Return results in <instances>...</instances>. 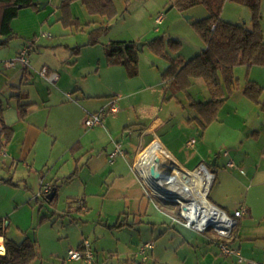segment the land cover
Instances as JSON below:
<instances>
[{"label": "rangeland", "instance_id": "1", "mask_svg": "<svg viewBox=\"0 0 264 264\" xmlns=\"http://www.w3.org/2000/svg\"><path fill=\"white\" fill-rule=\"evenodd\" d=\"M113 3L116 15L112 18L90 15L82 3H79V8L76 11L79 13L80 10L79 17L85 24L82 30L65 27L59 21L60 12L51 21L55 27L53 31L49 30L51 35L68 32L81 45L78 46L79 54L72 53V51L67 53L72 55V64L76 68L68 69L66 78L70 90H64V92L65 95H73L70 102L65 100L66 104H81L85 110L74 107L65 109H61L59 106L54 107V120L61 122L56 129L60 138L55 146L53 157H62L67 153V148L73 141L71 131H75L77 135H83L90 131L85 126V121L94 113L92 112L94 108L98 113L102 110L108 113L104 121L106 130H110V124L118 125V127L124 124L132 128V135L128 138H126L127 131L123 129L117 131V139L121 144L133 141L132 143L136 146L142 145L139 131L144 127H149L156 118H160L162 127L158 128L157 135L164 148L178 163H184L185 159L190 158L192 162H195L199 157L196 149L187 147V142L192 139L199 141V144L204 146L202 152L208 153L212 149L211 159L199 160L205 161L208 170L212 168L217 157H222L226 153L233 156L238 155L247 144L245 135L248 131V121L255 119L253 115L248 116L247 108L239 106H257L244 97L240 90L230 96L224 108L218 113L217 122L219 123L208 128L205 135H203L205 129L202 128L198 120L199 115L190 107L186 93L180 92L172 99L164 100L173 96L172 91L168 90V81L166 82L163 78L171 64V59L168 57L189 61L201 54L207 47L195 28L196 22L208 16L206 8L195 7L185 14L172 7V0H113ZM225 6L226 3L222 12L223 20L235 24H245L246 22L247 26H251L252 13L248 7L230 3L225 11ZM160 15H162L163 21L161 24H157L156 20ZM186 16L191 19L188 20ZM156 39L163 42L162 55L151 49V43ZM111 41L135 42L137 48L139 45L141 46L142 50L138 52L137 75L131 77L123 66L108 64L106 48ZM88 42H93V44L83 46ZM19 66L21 65L19 64ZM0 71L3 70L0 68ZM235 74L236 78L240 79V83L244 85L246 81L245 68L237 67ZM47 88L54 90L50 85ZM81 91L93 98L86 99ZM189 93L197 101L207 102L211 99L209 88L203 79H194ZM4 100V94L0 93V102ZM114 102L119 109L118 113L111 112ZM98 143L100 145L107 144V138L102 135ZM0 151L6 152V156L0 163V217L9 224L4 234L8 239L17 243L22 242L25 238L36 241L39 256L33 264H78L67 261L69 249L66 250V254L64 252V255L60 254V249L63 251L67 243L76 240L75 233H78L79 239L89 240L96 247L118 248L122 253L126 248H130L137 252L136 246L130 242V238L125 233L115 231L117 240H113L114 238H111V235L99 226L93 225V229L91 230L90 227L89 231L84 229L83 222L72 221L70 217L63 215L62 208L65 207L63 200H60L57 205H53L42 197L37 198L40 193V178L37 173L38 169L34 165L42 163V160L49 156L50 148H46L45 152L38 155L37 164H34L32 159L29 160L28 164L30 167L33 166L32 169L24 166L23 161L19 159L15 165L12 163L13 161L6 160L8 150L6 147H2L1 142ZM51 168L52 166L40 168L42 170L40 177L46 176ZM200 169L198 168V170ZM66 170L67 168H64V171ZM145 183L147 182L145 181ZM147 187L155 200L152 207L153 218L155 217L159 221L155 238L149 241L160 248L172 249L179 255V234L184 233L186 236L190 234L189 230L187 231L179 225V221L183 224L187 223L182 214L183 206L177 200L159 199L148 185ZM41 192L44 191L41 190ZM208 200L212 202L210 196ZM75 209L73 208L74 211H76ZM76 214L78 218L84 216L77 212ZM216 227L214 224L210 225L206 232H199L200 234L197 233L195 237L214 241L224 240ZM72 229L74 236L69 234L70 237L67 238V231ZM80 229L85 230L84 236ZM196 238H189L192 242L191 245L185 244L183 247V250H187L186 252L190 254L189 264H197L194 255L197 247ZM140 248L141 246L139 250ZM214 249L220 253L217 244ZM150 251V249L146 251V256L149 257L148 261H143V257L136 259L130 256V264H156ZM105 255L106 260L104 263L101 260L100 264H113L114 260H116L115 264L124 263L125 257L119 256L116 252L113 254L106 252ZM120 259H123L122 262ZM232 261L237 263L236 259L230 260L233 264Z\"/></svg>", "mask_w": 264, "mask_h": 264}, {"label": "crops", "instance_id": "2", "mask_svg": "<svg viewBox=\"0 0 264 264\" xmlns=\"http://www.w3.org/2000/svg\"><path fill=\"white\" fill-rule=\"evenodd\" d=\"M63 1L36 0L38 10L22 9L19 16L12 22L15 36L5 48L0 49V68L3 70L0 71V93L5 96V100L0 102L4 108L0 130L2 127H6L12 131L8 143L4 137L5 134L0 136L2 147H6L8 150V156L5 159L13 161L14 165L19 159L23 161L24 166L32 169L33 166L30 167L28 164L29 160L32 159L34 164H37L38 155L45 152L46 148H50L49 156L43 159L42 163L34 165L38 169L37 173L40 178V193L37 198L42 197L53 205H57L60 200H63L65 204V207L62 208L63 215L70 217L72 221L83 222L84 229L90 231V227L92 230L93 225L99 226L108 232L111 238H114L113 240H117L115 237L117 232L115 233V231L125 233L130 238V242L136 246L137 252L126 248L122 253L118 248L92 245L95 251L93 264H100L101 260L104 263L106 252L110 254L116 252L119 256L123 255L125 259L124 263L121 264H130V256L136 259L143 257V261H148V256L144 259V256L139 253V247L142 248L145 244L152 242L149 240H154L152 238H155L159 221L155 217L153 218L152 207L155 200H153L147 183L137 170L136 162L146 137L155 135L160 141L157 131L159 127H162V120L156 118L149 127H144L139 131L142 145L137 146L132 143L133 141L128 144H121L118 141L116 134L119 129L128 132L126 138L132 135V128L124 124L119 127L110 124V130H106L104 124L92 128L85 125L90 131L83 135H77L75 131H71L73 141L67 148V153L62 157H53L55 146L60 138L56 129L61 122L54 120V107L59 106L61 109L74 107L84 110L81 104H66L65 100L70 102L73 95L69 98L68 94L65 95L64 92V90H70L66 78L68 69L76 68L72 64V55L67 53L72 51V53L77 52L79 54L78 46L81 45L68 32H63L61 35H51L49 32L55 28L51 21L54 20L56 14L61 13L60 6ZM79 3H82V0L72 1L71 12L73 17L80 21L81 28L78 30H82L85 24L79 17L80 10L79 13L76 11L79 8ZM230 3L234 2L227 1L225 11ZM262 10L264 31V0ZM92 44V42H88L83 46ZM25 46L32 47L29 66L23 67L17 64L13 68L6 67L4 63L17 58ZM43 67H48L59 75L56 84H52L39 74ZM239 67L245 68L246 81L244 85L247 81H253L264 88V66ZM238 80L240 81V79ZM48 85L52 86L54 90L47 88ZM240 85V91L243 94L244 85L241 83ZM81 93L86 99L93 98L87 96L84 91ZM243 96L246 97L244 94ZM247 99L251 101L249 98ZM261 103H255L257 106H239L247 108L248 116L253 115L255 118L248 121V131L245 135L247 144L244 145V149L238 155L233 156L226 153L222 157L219 156L212 168L207 166L214 177L209 195L212 199L211 204L231 216L236 211H243V216L239 218V224L231 237V241H228L229 246L239 251L243 262L241 263L239 257L235 255L226 256L223 254L221 249L223 240H205L203 237L198 239L195 237L197 233L200 234L198 230L179 221V225L190 231L188 236L184 233L179 234V255L172 249H164L154 245L150 252L156 264H189L190 254L186 252L187 250H183L185 244L191 245L192 242L189 238H196L197 241L194 252L197 264H232L231 259L237 260V263L232 261L233 264L264 263V110L262 109L264 93L261 97ZM19 104L25 105L23 108L25 110L24 115H21ZM96 110V108L93 109V114L98 113ZM215 123H219L217 119L205 128L203 135ZM102 135L107 138V144L100 145L98 143ZM117 144L121 145L123 154L111 159L110 155L114 152ZM198 144L199 141L195 139L187 142V147L196 149L199 155L195 162H192L191 158L185 159L184 163L179 162L187 171L194 172L202 166L206 167L205 161L199 160L211 159L213 156L212 149L208 153H204L202 152L204 146L200 143L198 147ZM134 148L135 151H133ZM43 166H52V168L46 176L40 177L42 171L40 168ZM64 168L67 170L64 171ZM54 189L56 195L53 200H49L48 196ZM47 190L48 192H46ZM67 204L68 206H66ZM73 208H76V211ZM56 211L55 213H57ZM76 212L84 215L79 217L81 220H78ZM84 231L80 229L82 236L85 235ZM67 233V238H69V234L73 235L74 230L67 231ZM74 235H77L76 240L67 243L63 251L60 249V254L64 255L66 250L78 248L86 240L79 239L78 233ZM6 238L5 234L0 237V244L4 246V253L0 255L6 253ZM200 243H202L201 246ZM215 244L218 245L220 253L214 249ZM211 245L212 248H210ZM122 260L120 259V262ZM114 262L113 264H115ZM76 263L83 264L81 262Z\"/></svg>", "mask_w": 264, "mask_h": 264}, {"label": "trees", "instance_id": "3", "mask_svg": "<svg viewBox=\"0 0 264 264\" xmlns=\"http://www.w3.org/2000/svg\"><path fill=\"white\" fill-rule=\"evenodd\" d=\"M72 1L64 0L61 4L60 21L65 27L80 29L79 19L74 18L71 12ZM227 1L249 8L252 13L250 27L247 24L223 20L222 12ZM82 5L90 15L108 18L116 15L113 0H82ZM199 6L206 8L208 16L196 22L195 28L207 47L189 61L168 57L171 64L163 78L168 81V90L172 91L173 96L164 100H170L180 92L186 93L190 107L197 111L199 123L205 129L217 119L218 113L230 96L241 90L240 81L234 74L235 68L264 66L263 0H172V7L185 14ZM28 8L38 10L36 0H0V49L5 48L15 36L12 22L22 9ZM151 49L162 55V40H154ZM138 52L135 42L111 41L106 48V58L109 64L123 66L129 76L134 77L138 73ZM194 79H203L206 82L211 94L209 101H197L191 96L189 89ZM242 91L251 101L262 104L264 88L258 83L247 81ZM24 106L19 104L21 115L25 113ZM262 109L264 110V104ZM3 111L4 108L0 104V122L3 121ZM3 134L8 143L12 131L2 127L0 136ZM209 195L210 193L208 199ZM8 227L9 224L0 217V237L4 236ZM5 249L6 253L0 255V264H33L38 257L36 242L28 238L20 243L6 238Z\"/></svg>", "mask_w": 264, "mask_h": 264}, {"label": "bare ground", "instance_id": "4", "mask_svg": "<svg viewBox=\"0 0 264 264\" xmlns=\"http://www.w3.org/2000/svg\"><path fill=\"white\" fill-rule=\"evenodd\" d=\"M136 168L147 185L159 199H173L183 206V216L204 228L213 223L217 228L229 225L227 216L208 200L213 175L202 166L197 171H187L164 148L155 135L144 139ZM155 171V174H153ZM4 246L0 244V254Z\"/></svg>", "mask_w": 264, "mask_h": 264}, {"label": "built area", "instance_id": "5", "mask_svg": "<svg viewBox=\"0 0 264 264\" xmlns=\"http://www.w3.org/2000/svg\"><path fill=\"white\" fill-rule=\"evenodd\" d=\"M163 21L162 15L159 16L156 20L157 24H161ZM32 51L31 46H25L21 49L19 52V55L14 60H10L4 63V65L8 68H13L17 66V64L22 65L23 67H28L30 64L29 56ZM39 74L47 79L52 84H56L57 80L59 79V75L56 72L51 71L48 67H43ZM69 98L71 97L70 94L67 95ZM118 107L114 104L111 108L112 113L118 112ZM107 112L105 110H102L99 113L91 114L90 118L85 121V125L89 128L103 125L105 121V117L107 116ZM119 154H123L122 148L120 144H117L115 146L114 152L110 155L111 159H115ZM6 156L5 151H0V163L2 158ZM48 192V190L46 191ZM224 212V211H223ZM224 214L227 216V219L229 221V225L225 228H217L219 231V235L223 237V242L221 243V249L224 255L226 256H237L239 257V261L242 263L243 259L241 258V255L239 254V251L229 246L228 243H225V241H229V239L232 237L233 230H235L239 224V218L243 216V211H236L233 216H230L224 212ZM186 218V217H185ZM187 220V223H185L186 226L195 228L199 232H206L209 229L210 225H213V223L208 224L204 228L198 227V225L190 220ZM154 244L153 243H147L140 249V254L144 256V259H146V251L148 249H153ZM68 260L69 261H75V262H81L83 264H93L95 261V252L93 250L92 244L89 240H85L81 247L76 249H70L67 252ZM249 264H264V263H256L251 262Z\"/></svg>", "mask_w": 264, "mask_h": 264}, {"label": "water", "instance_id": "6", "mask_svg": "<svg viewBox=\"0 0 264 264\" xmlns=\"http://www.w3.org/2000/svg\"><path fill=\"white\" fill-rule=\"evenodd\" d=\"M186 18H187L188 20L191 19V17H189V16H186ZM138 50H139V51L142 50V48H141L140 45L138 46ZM153 174H155V171H153ZM55 195H56V190L54 189V190L50 193V195L48 196V199H49V200H53L54 197H55ZM216 208H217V207H216ZM218 209H219V208H218ZM221 211H222V210H221Z\"/></svg>", "mask_w": 264, "mask_h": 264}]
</instances>
